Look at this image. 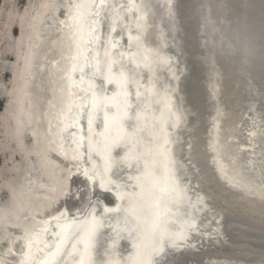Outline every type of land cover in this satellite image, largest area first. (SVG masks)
Masks as SVG:
<instances>
[{
  "label": "snow or ice",
  "instance_id": "6c2138e0",
  "mask_svg": "<svg viewBox=\"0 0 264 264\" xmlns=\"http://www.w3.org/2000/svg\"><path fill=\"white\" fill-rule=\"evenodd\" d=\"M167 5L168 16L172 19V0H167ZM43 7L55 12L61 8L54 0ZM147 7L144 0L141 3L136 0L122 3L69 0L66 18L59 21L61 30H67L66 37L73 50L67 57L71 67L64 78L68 81L70 95H76L79 102L70 101L67 110L62 109L58 114L59 132L48 141L39 161L47 167L54 163L50 157L55 153L68 165H55L59 168L57 186L50 191L59 195L44 209L45 214L54 212L56 215L42 221V227L13 224L11 227L22 229L23 235L10 243H23L18 253L12 247L0 253V264H66L68 257L72 258V264H183L177 256L198 247L192 243L195 240L192 233L199 234L201 241L206 239L209 244L221 242L220 221L213 219L202 228L203 222L194 223L187 212L182 217L174 215L173 206L187 205L194 211L208 208L214 206L216 196L220 195L229 203L258 206L264 214V110L257 114L249 107L246 114H236L226 101L216 100L207 141L198 134L195 125L188 133L189 139L177 140L173 130L190 123L186 119L187 110L175 106L167 94L154 101L147 99L143 106L139 102L141 85L131 67H140L139 52H132L131 47L133 41L139 43L147 27L144 11ZM52 20L55 23L56 17ZM102 22L109 26L106 36L100 31ZM118 30L121 36L128 33V49L117 54V50L123 48L113 35ZM242 47L243 39H240L238 48L242 50ZM152 59L168 63L158 52ZM143 62L145 67L151 66L148 56ZM31 75L29 54L25 56L24 96L29 95ZM98 78L115 88L112 95L109 96L103 87L97 88ZM133 86L137 89L138 103L135 105L130 92ZM151 106L159 111V116L154 115L149 129L145 110ZM101 111L104 127L97 132L94 127L99 128L96 121ZM85 117L86 135L83 134ZM21 128L22 122L18 121V145ZM145 131H148L147 139ZM116 149H126L119 160L112 155ZM95 157L104 161L103 166ZM115 163L127 164L130 170L134 167L136 174H129L123 181L112 179ZM192 180L199 185L194 201ZM105 192H114L121 203L115 208L105 206L98 217ZM109 213L117 214L116 225H109L114 238L109 237L112 242L105 250L108 259L98 262L93 251ZM120 213H123L122 220ZM0 220L7 222V208L0 211ZM51 221L56 222L55 231L50 229ZM4 231H8L7 227ZM50 231L52 240L46 239ZM122 233H127V238L133 242V251L127 258L116 259L112 253ZM6 239L7 236L0 237V240Z\"/></svg>",
  "mask_w": 264,
  "mask_h": 264
},
{
  "label": "bare ground",
  "instance_id": "6f19581e",
  "mask_svg": "<svg viewBox=\"0 0 264 264\" xmlns=\"http://www.w3.org/2000/svg\"><path fill=\"white\" fill-rule=\"evenodd\" d=\"M117 3L126 0H117ZM141 3V0H136ZM148 5L144 9L147 19V27L141 33L137 44L133 41L131 51L139 52L137 57L140 67L134 69L135 79L140 82L142 93L139 102L147 99L153 101L162 98L165 94L171 99L175 106L187 110L186 119L190 123L173 130V137L177 140H186L190 137L188 133L195 125L198 134L207 141L208 134L212 128V117L215 115L214 105L216 100L226 101L230 109L236 114L247 113L249 107H253L258 114L264 105V0H172L173 18L168 16L167 0H144ZM69 0L64 2V13H59V19L66 18L67 5ZM48 11L42 15V24L49 22ZM100 31L106 36L109 26L107 22L100 24ZM64 29L59 39L54 41L55 46L63 49L51 63V70L54 66L56 78L50 79V95L46 101L45 114L47 121L45 129L49 128V135L44 140L46 152L48 141L56 137L57 116L61 110H67L70 101L79 102L76 95H70L68 81L64 78L65 72L70 70L71 63L67 59L73 50L69 47V41ZM121 41L123 48L128 49V33L121 36L119 30L113 34ZM133 35H136L133 30ZM240 39H243L242 50L238 48ZM167 59L168 63H160L152 59L156 53ZM101 55L103 50L101 49ZM148 56L151 61L150 67H145L143 58ZM128 61L125 60V64ZM53 70V73L55 72ZM97 88L107 89L110 96L115 91L113 86L107 85L102 79L96 80ZM55 89V91H54ZM136 87L130 89L131 101L135 105ZM174 90V91H173ZM73 92L78 91L72 89ZM159 94L157 96L156 94ZM150 94V95H149ZM82 95V93H81ZM147 126L151 128V122L159 116V111L154 106L146 108ZM103 112L101 111L96 123L99 128L94 131L103 130ZM144 121L142 120V124ZM60 127H63L61 124ZM87 118L83 121V134H87ZM144 138H148V131L144 132ZM86 150V144L85 149ZM126 149H116L112 155L119 160L123 157ZM179 152V147H177ZM53 160L52 168L40 169L36 175V181L29 190L24 210L26 217H17L15 220L7 221L5 227L9 236V247L14 252H19L15 245L10 243L17 236L23 235L22 229H15L11 226L19 223L22 226L31 228L33 225L42 227V221L49 220L50 215L45 214L44 209L49 201L58 196V192L50 191L51 182L46 175L59 174V168L68 165L58 157L51 154ZM96 162L103 166L104 161L95 157ZM55 168V174L53 169ZM45 172V174L43 173ZM74 171V169H73ZM112 179L123 181L129 174L135 175V168L129 169L127 164H113ZM192 199L195 200V192L199 185L192 180ZM99 191V188H97ZM202 194V193H201ZM102 199V206L98 209L97 216L103 213L104 207L115 208L121 202L116 199L114 192H105ZM231 200V198H228ZM22 203V200H19ZM61 209L63 205H60ZM172 213L176 216H183L185 212L196 224L209 225L215 219L220 221L222 240L219 243L209 244L205 239L201 241L199 234L192 233L195 237L192 243L197 248L189 249L178 255L177 259L183 264H197L203 261L208 264H264V214L258 206H249L245 203H229L224 196L217 195L214 206L193 210L187 205L173 206ZM123 213H120L122 220ZM117 221L116 213L106 214L105 227L101 229L102 235L99 238L93 257L98 262L107 260L105 250L111 244L110 236L114 238L112 228ZM63 223V221H61ZM4 227V229H5ZM211 227H217L211 224ZM50 229L56 230V222L51 221ZM46 239L52 240L51 231ZM22 244V241H19ZM132 241L127 238V233H122L121 239L116 241V248L113 251V258H127L133 251ZM118 244L120 252H118ZM70 247V246H69ZM120 254V256L118 255ZM19 256L17 255L16 259ZM41 258H43L41 256ZM77 259H79L77 257ZM66 264H72V258L68 257Z\"/></svg>",
  "mask_w": 264,
  "mask_h": 264
},
{
  "label": "rangeland",
  "instance_id": "374dc122",
  "mask_svg": "<svg viewBox=\"0 0 264 264\" xmlns=\"http://www.w3.org/2000/svg\"><path fill=\"white\" fill-rule=\"evenodd\" d=\"M49 2L53 0H0V211L7 208V221L11 222L26 217L24 202L37 173L42 167L53 165L44 167L39 161L50 132L49 128L45 129L44 112L51 92L50 79L57 76L50 61L63 49L53 43L64 31L59 13H64L65 0H54L62 8L59 12L43 7ZM45 11L49 22L42 24ZM29 54L32 75L29 95L24 96L25 56ZM18 121L22 122L19 145ZM58 175H46L51 182L49 189L57 186ZM4 225L5 221L0 220V237L7 236L6 240H0V253L9 247Z\"/></svg>",
  "mask_w": 264,
  "mask_h": 264
},
{
  "label": "water",
  "instance_id": "95a60500",
  "mask_svg": "<svg viewBox=\"0 0 264 264\" xmlns=\"http://www.w3.org/2000/svg\"><path fill=\"white\" fill-rule=\"evenodd\" d=\"M116 1H117V0H116ZM61 9H62V8H61ZM139 52H141V51H139ZM141 53H143V52H141ZM53 154H54V156H56V157H58L60 160H62V157L57 156L55 153H52V155H53ZM19 246H21V244H20L19 241H17L15 247L18 249ZM119 250H120V245L118 244V252H120ZM118 255L120 256V254H118ZM118 259H120V258H118Z\"/></svg>",
  "mask_w": 264,
  "mask_h": 264
}]
</instances>
